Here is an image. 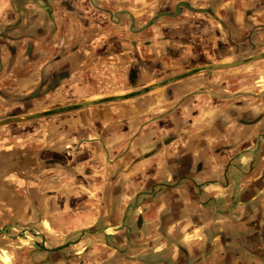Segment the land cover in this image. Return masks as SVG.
<instances>
[{
    "label": "crops",
    "instance_id": "obj_1",
    "mask_svg": "<svg viewBox=\"0 0 264 264\" xmlns=\"http://www.w3.org/2000/svg\"><path fill=\"white\" fill-rule=\"evenodd\" d=\"M40 167L133 200L98 264H264V0H0V169Z\"/></svg>",
    "mask_w": 264,
    "mask_h": 264
},
{
    "label": "rangeland",
    "instance_id": "obj_2",
    "mask_svg": "<svg viewBox=\"0 0 264 264\" xmlns=\"http://www.w3.org/2000/svg\"><path fill=\"white\" fill-rule=\"evenodd\" d=\"M18 127L22 128V125ZM44 165L41 162L40 166ZM41 167L29 173L34 180L26 177L29 179L27 184L21 181V170L7 174V169H0V180L8 181L0 184V264H71V260L76 264H98L94 258L102 254L94 249L96 242L105 240L109 243L111 240L104 233L106 228L112 232L110 227L125 222V219L127 224L136 226V218L129 219L131 214L120 223V218L112 216L114 210H124L125 206L131 208L133 200H113L120 190L118 185L109 188V195L105 194L111 199L102 200L107 186L100 190L98 200L92 196L89 203L79 201V207L84 204L87 207L70 216L73 213L71 204L74 208L76 201L56 200V197L71 193L72 186H55L50 177L51 170L44 174L46 184L32 182L37 180ZM124 190L131 191L127 187ZM85 208L89 213L84 212ZM130 226L126 233L118 235V240H122L123 235L129 242L134 239ZM127 262L132 264V260Z\"/></svg>",
    "mask_w": 264,
    "mask_h": 264
}]
</instances>
